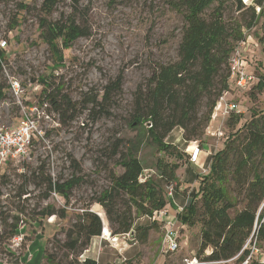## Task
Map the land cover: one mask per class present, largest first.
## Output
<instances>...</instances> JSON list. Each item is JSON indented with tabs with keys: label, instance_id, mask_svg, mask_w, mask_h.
<instances>
[{
	"label": "rangeland",
	"instance_id": "374dc122",
	"mask_svg": "<svg viewBox=\"0 0 264 264\" xmlns=\"http://www.w3.org/2000/svg\"><path fill=\"white\" fill-rule=\"evenodd\" d=\"M170 1L78 0L75 4L71 0H60L53 13L46 16L41 10L42 0H0V42L6 41L3 47L0 46L5 57L0 70V85L5 91L4 96L0 97V119L8 124L18 121L19 109L6 89L10 77L19 79L22 85L37 81L40 92L35 95L27 92L34 101L43 97L41 92L44 86L47 91L58 87L59 93L66 94L76 105L74 118L69 117L72 111L68 110L63 116L64 121H61L59 113L47 102L49 119L40 121L45 131V141L34 143L28 158L0 166V219L7 215H18L22 220H19V229L12 238L7 237L9 228L0 223V264H48L44 252L62 258L67 252L60 249L57 243L65 240L66 230L75 221L76 215L85 209L95 212L101 219L102 227L107 224L111 231L103 207L93 199L109 186L110 173L118 175L122 172L117 157L131 144L138 146L136 156L155 185L166 195L171 186L172 198L165 207L168 216L176 214L177 202L187 203L197 189L200 176L209 170L212 155L224 147L227 138L217 140L211 137L206 133V125L197 138L200 144L205 145L198 163L192 164L188 162L186 153L179 156L159 151L146 130V123L144 127L137 128L128 125L136 86L146 82L157 64L177 58L184 19L182 12L173 8ZM222 1L226 22L237 19L240 11L235 8L234 0ZM243 1L246 5L253 3V0ZM24 4L26 7H23ZM61 13L64 16L71 14L79 25L88 29V34L77 37L71 46L61 49L62 60L57 62L42 38L39 20L43 17L55 19ZM263 21L264 16L250 29L251 38L248 36L245 44H242L241 54L246 70L259 68L257 65L262 62L261 46L256 35L262 33ZM118 73L122 74L121 90L111 92L108 112L90 114L85 108V99L95 95L99 99L105 85ZM261 82V88H257L258 94L236 90L234 100L238 103L240 114L237 115L240 116L233 126V120L226 121L223 130L227 136L235 135V131L250 120L253 111L257 115L264 112V81L261 79ZM217 123L215 119L210 130H214ZM239 131L238 137L242 138L246 130ZM182 132L180 127H175L162 141L181 151L188 144L182 139ZM118 143V154L115 155L113 151ZM158 159L164 163L178 164L176 180L168 182L159 175L156 170ZM77 166L80 170H77ZM40 169L53 180L59 177L66 179L71 175L80 176L82 180L71 189L68 202L54 191L43 198L44 185H40L41 177L38 174ZM23 182L27 183L29 193L18 196L16 188ZM227 188L228 197L234 204L228 210L232 217L244 207L245 200L243 194L237 192L232 179L227 183ZM46 205H52L56 214L40 215ZM197 206L192 224L181 223L176 217L173 225L177 231L176 246L169 251L168 242L163 238L164 227L151 223L160 220L154 216L139 215L134 216L131 233L118 234L117 244L107 239L98 245L97 238H91L86 254L99 264H107L118 257L130 259L129 264H182L185 257L198 254L202 229L200 202H197ZM15 207H24L25 214L16 212ZM62 209L65 216L61 218L57 214ZM139 226H150L144 241L138 238ZM260 247L264 251V240H260ZM209 250L205 249L203 254ZM68 257L74 256L68 254Z\"/></svg>",
	"mask_w": 264,
	"mask_h": 264
},
{
	"label": "trees",
	"instance_id": "16d2710c",
	"mask_svg": "<svg viewBox=\"0 0 264 264\" xmlns=\"http://www.w3.org/2000/svg\"><path fill=\"white\" fill-rule=\"evenodd\" d=\"M59 1L42 0L41 10L49 16ZM71 1L78 3V0ZM170 4L182 12L184 19L177 45V58L171 62L157 64L146 82L136 86L133 93V112L128 125L137 128L144 127L146 123V130L159 151L184 156L193 145L200 144L197 138L201 136L210 119L215 101L223 92L230 89L228 79L230 53L233 46L245 40L250 29L264 16V0H253L251 5H246L243 0H234L235 8L240 11V15L229 22L223 17L222 0H171ZM209 8L212 9L206 13ZM39 26L42 29V38L51 48L57 62L62 60L61 49L71 46L77 37L88 34V29L79 25L71 14L64 16L61 13L55 19L40 18ZM261 30L262 33L256 35V38L261 46V79L264 81V21ZM3 60L4 53L0 49V70ZM40 81L47 83L44 79ZM121 84L122 74L118 73L105 85V91L99 99L97 95L85 99L87 104L85 108L90 114L108 112L110 94L112 91H120ZM261 85L262 82L256 87L253 86L248 93L258 94L257 88H261ZM4 94L3 86L0 85V97ZM41 94L43 95L41 101L42 99L47 101L53 110L59 113L61 121H64L63 116L68 110L72 111L69 117L74 118L75 103L71 102L66 94H60L58 87L47 91L44 86ZM97 106L99 108L95 110ZM239 116L229 117V120H233L231 126L238 122ZM175 127L182 129V139L188 143L181 151L162 141V138ZM240 129L246 130L242 138L238 137ZM240 129L235 131V135L227 136L224 147L212 155L209 170L200 176L197 189L184 204L183 211L177 214V220L181 223L192 224L197 214V202H200L202 229L196 257L206 261L227 260L238 253L253 228L255 213L264 198V112L257 115L253 111L250 120ZM118 146L119 143L113 151L115 155L118 154ZM137 150L138 146L131 144L118 155L117 164L122 167V172L118 175L110 173L109 186L102 189L93 199L103 207L113 235L131 233L135 217L139 215L151 217L154 211L164 208L169 200L151 178L139 180L144 167L136 156ZM177 168V163L168 164L161 159L156 163L157 172L168 182L176 180ZM40 170L38 174L41 177L40 185H44L43 198L54 191L68 202L71 189L82 180L80 176L74 175L66 179L59 177L53 180L49 174ZM77 170H80L78 166ZM230 179L245 200L244 207L232 217L228 213L234 205L228 197L227 183ZM25 182L16 188L18 196L29 193ZM15 210L20 214L26 212L24 207H15ZM39 214L46 216L56 214V211L52 205H46ZM57 216L64 217V210H60ZM19 220L18 215H7L0 219L2 226L9 228L8 238L16 236L22 221ZM151 223L163 226L161 222ZM149 227H137L140 241L146 239ZM101 230L100 217L95 212L85 209L76 215L75 221L66 230L65 240L57 243L67 254L57 258L44 252L46 262L97 264L96 259L90 257L80 259L79 256L87 249L91 238L98 236ZM258 237L264 240V223L258 229ZM205 249L210 250L203 254ZM68 254L74 257L69 258ZM129 262L130 259H127L126 264Z\"/></svg>",
	"mask_w": 264,
	"mask_h": 264
},
{
	"label": "built area",
	"instance_id": "2783aa9c",
	"mask_svg": "<svg viewBox=\"0 0 264 264\" xmlns=\"http://www.w3.org/2000/svg\"><path fill=\"white\" fill-rule=\"evenodd\" d=\"M248 36L250 37L251 33L248 32L245 40L236 43L232 48L228 60L230 89L223 92L215 101L210 119L206 126V133L217 140L221 138L225 140V138H227L223 128H225V123L229 117L240 114L238 103L235 100L227 99L225 95L231 91V89L233 91L248 92L253 86L256 87L259 85L261 81L262 62L257 65L260 69L249 68V70H246L247 66L245 67V61L241 54L242 44H245ZM5 43V40H1L0 46L3 47ZM40 88V84L37 81H28L26 85H22L20 80L15 77H10L8 79L7 90H9L11 96L14 98V104L17 109H19V115L16 124H8L0 119V166L11 161L28 158L31 154L33 144L39 141H45V131L41 127L40 121L49 119V115L46 112L47 101L43 99L42 101L41 99L39 101H34L30 99L27 94V92H32L34 95L38 94ZM215 119H217L218 123L214 130H210ZM204 145L195 144L187 151V160L189 163H198L201 149ZM204 171L206 172V170ZM147 178H149V174L145 173L143 169L139 176V180L144 181ZM168 188L170 192L167 193V197L170 199L172 198V188L170 185ZM184 204L178 205V208H175V215L168 216V212L165 209L166 206L152 213L151 217L154 216L160 220L157 222L163 223V238L168 242V251L176 246L177 231L174 230L173 225L176 222L177 214L183 211ZM262 223H264V198L255 213L253 228L235 256L227 260L206 261L195 255L193 257H185L182 260V264H225L231 261H236L234 264H264V251L260 247V239L258 237V229ZM105 232H107V234H105ZM97 237L100 241L109 239L111 242H115L118 239V235H113L107 228L104 230V227H102L101 233ZM126 260L127 258L119 257L118 260L112 264H126ZM131 264L145 263L133 262Z\"/></svg>",
	"mask_w": 264,
	"mask_h": 264
},
{
	"label": "crops",
	"instance_id": "0c3cea01",
	"mask_svg": "<svg viewBox=\"0 0 264 264\" xmlns=\"http://www.w3.org/2000/svg\"><path fill=\"white\" fill-rule=\"evenodd\" d=\"M261 63V62H260ZM253 66H255L254 64H253ZM253 66L251 67V68H253ZM235 94H236V91H233L232 89H231V91H229L226 95H225V97L227 98V99H230V100H234L235 98ZM192 164H194V163H192ZM173 202H175V199L173 198ZM176 203V202H175ZM177 205H182L181 203L179 204L178 202H177ZM103 227H105V228H107V229H109V227L107 226V224H104L103 225ZM94 238H97V241H98V245H101V243H102V241H104V240H106V239H103V240H99V238L97 237V236H95V237H93L92 239L94 240ZM117 244V243H116ZM88 249H89V247L83 252V254H82V258H84V257H88V255L86 254L87 252H88ZM119 258V257H118ZM118 260V259H117ZM117 260H115V261H110V262H108L107 264H112V263H114V262H116ZM99 264V263H98Z\"/></svg>",
	"mask_w": 264,
	"mask_h": 264
},
{
	"label": "bare ground",
	"instance_id": "6f19581e",
	"mask_svg": "<svg viewBox=\"0 0 264 264\" xmlns=\"http://www.w3.org/2000/svg\"><path fill=\"white\" fill-rule=\"evenodd\" d=\"M106 228L104 227V230H105ZM105 234H107V232H105ZM117 241H118V239H117ZM117 241H115L116 243H117Z\"/></svg>",
	"mask_w": 264,
	"mask_h": 264
}]
</instances>
